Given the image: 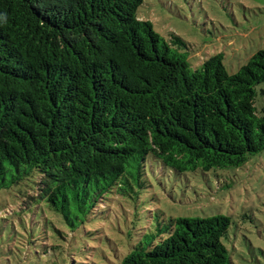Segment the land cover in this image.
Masks as SVG:
<instances>
[{"label": "trees", "instance_id": "1", "mask_svg": "<svg viewBox=\"0 0 264 264\" xmlns=\"http://www.w3.org/2000/svg\"><path fill=\"white\" fill-rule=\"evenodd\" d=\"M142 0H0V190H31L75 229L108 200L138 202L147 160L176 172L237 168L264 148V50L229 73L191 69ZM227 216L176 217L110 264H231ZM146 238V240H145ZM159 239V240H156Z\"/></svg>", "mask_w": 264, "mask_h": 264}, {"label": "rangeland", "instance_id": "2", "mask_svg": "<svg viewBox=\"0 0 264 264\" xmlns=\"http://www.w3.org/2000/svg\"><path fill=\"white\" fill-rule=\"evenodd\" d=\"M164 39L179 36L191 69L222 54L229 73L264 50V0H142L137 9ZM254 110L264 115V83L255 86ZM139 201L108 200L93 219L70 229L31 190H0V264H110L176 217L227 216L222 242L231 264H264V148L237 168L176 172L148 159ZM146 240V238H145ZM159 240V239H156Z\"/></svg>", "mask_w": 264, "mask_h": 264}, {"label": "clouds", "instance_id": "3", "mask_svg": "<svg viewBox=\"0 0 264 264\" xmlns=\"http://www.w3.org/2000/svg\"><path fill=\"white\" fill-rule=\"evenodd\" d=\"M6 22H7L6 14H0V23H6Z\"/></svg>", "mask_w": 264, "mask_h": 264}]
</instances>
